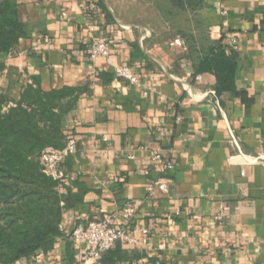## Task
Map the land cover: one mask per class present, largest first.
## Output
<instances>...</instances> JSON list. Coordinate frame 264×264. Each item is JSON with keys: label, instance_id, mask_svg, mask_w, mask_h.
Segmentation results:
<instances>
[{"label": "crops", "instance_id": "obj_1", "mask_svg": "<svg viewBox=\"0 0 264 264\" xmlns=\"http://www.w3.org/2000/svg\"><path fill=\"white\" fill-rule=\"evenodd\" d=\"M87 1L16 0L24 36L13 54L0 51V92L13 99L35 79L44 91L81 89L62 123L63 147L77 141L62 164L61 192L72 196L62 236L15 264L73 262L72 229L127 202L131 226L149 231L145 242L140 232L117 242L118 264H264V0H194L190 37L120 18L152 4L99 0L87 15ZM102 36L110 53L90 61L85 47ZM176 37L186 49L171 45ZM220 40L235 69L233 88L216 92L215 74L197 69ZM116 66L141 85L116 78ZM156 153L174 168L162 171Z\"/></svg>", "mask_w": 264, "mask_h": 264}, {"label": "trees", "instance_id": "obj_2", "mask_svg": "<svg viewBox=\"0 0 264 264\" xmlns=\"http://www.w3.org/2000/svg\"><path fill=\"white\" fill-rule=\"evenodd\" d=\"M189 2L194 5V0ZM23 36L18 3L0 0V51H15ZM234 69L220 40L209 48L197 71L215 74L216 92H220L233 88ZM34 81L18 99L0 92V264L49 252L62 236L63 210L72 200L69 190L62 193L61 184L45 172L38 155L63 147V118L81 89L44 91ZM121 259L122 250L116 243L96 264H118Z\"/></svg>", "mask_w": 264, "mask_h": 264}, {"label": "built area", "instance_id": "obj_3", "mask_svg": "<svg viewBox=\"0 0 264 264\" xmlns=\"http://www.w3.org/2000/svg\"><path fill=\"white\" fill-rule=\"evenodd\" d=\"M98 5L96 1L89 0L82 5V10L85 14L96 12ZM66 15V12H62ZM236 39L233 35L226 36V43L233 45ZM171 45L181 46L186 49L182 40L176 37L171 42ZM111 39L108 36H102L87 44L85 47L86 57L92 61L98 57H106L110 53ZM15 51L10 52L13 54ZM114 76L118 79H124L130 85H141L139 76L132 72L128 66H116ZM196 80L200 81L202 76L196 75ZM147 92L144 91L143 94ZM215 96L214 92H211ZM158 134L163 135V130L158 129ZM77 141L74 137L67 136L65 145L59 150H44L38 155V161L45 172L61 183L65 179V173L62 169V164L69 157L76 153ZM152 161L160 162L162 171H170L174 168L172 161H166L161 158L159 153L152 157ZM160 188L166 186L163 182L158 183ZM135 216V207L131 203H124L120 210L115 213H105L96 220L88 221L86 224L76 225L71 233L70 238L76 246L74 261L68 263L60 261L57 264H90V261L98 262L102 255L113 248L118 241L125 243H136L137 240L132 236L136 232L143 235L142 242L146 241L148 228H138L131 226L132 219ZM216 218H221V213L217 214ZM61 227V226H60ZM231 251L230 248L227 249ZM128 264H151L147 258L133 259Z\"/></svg>", "mask_w": 264, "mask_h": 264}, {"label": "rangeland", "instance_id": "obj_4", "mask_svg": "<svg viewBox=\"0 0 264 264\" xmlns=\"http://www.w3.org/2000/svg\"><path fill=\"white\" fill-rule=\"evenodd\" d=\"M139 2L152 4L150 7L153 10L142 7L139 11H121L120 18L127 22L147 23L154 26L165 23L171 35L185 32V36H193V32H189L191 29L188 27L190 20L193 19V10L189 0H185L184 6L178 0H139Z\"/></svg>", "mask_w": 264, "mask_h": 264}]
</instances>
